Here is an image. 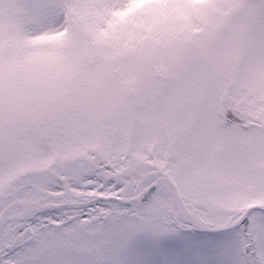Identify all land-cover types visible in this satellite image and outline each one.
I'll return each instance as SVG.
<instances>
[{"label":"snow or ice","instance_id":"1","mask_svg":"<svg viewBox=\"0 0 264 264\" xmlns=\"http://www.w3.org/2000/svg\"><path fill=\"white\" fill-rule=\"evenodd\" d=\"M0 264H264V0H0Z\"/></svg>","mask_w":264,"mask_h":264}]
</instances>
